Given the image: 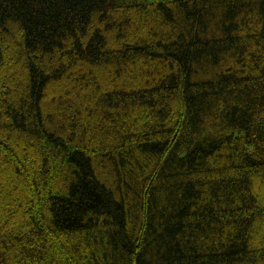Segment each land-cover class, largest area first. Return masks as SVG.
<instances>
[{"label": "trees", "instance_id": "16d2710c", "mask_svg": "<svg viewBox=\"0 0 264 264\" xmlns=\"http://www.w3.org/2000/svg\"><path fill=\"white\" fill-rule=\"evenodd\" d=\"M0 264H264V0H0Z\"/></svg>", "mask_w": 264, "mask_h": 264}]
</instances>
